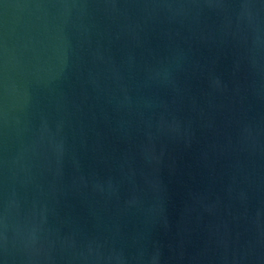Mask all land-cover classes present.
Segmentation results:
<instances>
[{
    "label": "water",
    "instance_id": "water-1",
    "mask_svg": "<svg viewBox=\"0 0 264 264\" xmlns=\"http://www.w3.org/2000/svg\"><path fill=\"white\" fill-rule=\"evenodd\" d=\"M0 264H264V0H0Z\"/></svg>",
    "mask_w": 264,
    "mask_h": 264
}]
</instances>
